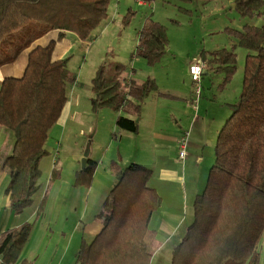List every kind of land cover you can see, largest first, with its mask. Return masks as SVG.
<instances>
[{
	"label": "trees",
	"instance_id": "1",
	"mask_svg": "<svg viewBox=\"0 0 264 264\" xmlns=\"http://www.w3.org/2000/svg\"><path fill=\"white\" fill-rule=\"evenodd\" d=\"M109 1L0 0V66L13 62L49 31L57 32L56 40L64 32L88 39L106 17ZM231 2L240 16L263 11L264 0ZM225 29L235 40L230 47L208 55L201 52L199 57L222 74L218 86L223 87L235 70L234 48H244L240 92L228 104L229 114L217 131L204 186L193 198L191 221L170 250V264H257V244L264 230V23ZM166 42L165 26L146 16L136 33L133 55L153 65L164 54ZM54 43L30 48L22 74L4 77L0 84V128L10 131L13 139L2 161L11 166L5 194L13 213L28 206L41 188L39 160L47 153L48 132L75 80L66 57L52 59ZM125 71L120 62H101L90 79L89 102L93 110L105 107L132 115L116 113L114 122L118 129L134 133L144 98L162 93L153 78L127 80ZM94 166L87 159L84 168L74 172L72 185L88 187ZM109 168L115 181L94 214L100 229L89 242L80 241L74 264H152L154 237L148 222L159 197L148 185L151 171L133 162L120 166L112 161ZM55 176L57 170L52 169L51 179ZM30 231L31 223L23 222L0 233V264L18 261Z\"/></svg>",
	"mask_w": 264,
	"mask_h": 264
},
{
	"label": "rangeland",
	"instance_id": "2",
	"mask_svg": "<svg viewBox=\"0 0 264 264\" xmlns=\"http://www.w3.org/2000/svg\"><path fill=\"white\" fill-rule=\"evenodd\" d=\"M128 10L131 12L128 13ZM262 10L259 15L240 16L231 0H196L192 2L154 0L141 4H138L136 0L109 1L106 17L92 29L90 37L84 41L76 42L74 48L64 56L67 58V69L75 75L74 82L68 86L67 99L70 96L75 99L81 98L85 106L83 105L73 113L60 135L54 136L60 130V128L54 127L55 133L50 134L45 142V145H50L49 142L53 141L55 145L51 148V156L50 152H47L41 158L40 175L37 182L42 186L32 196L31 203L33 204L30 205V203L28 207L32 208L34 202L40 200L43 203L42 211L45 212L43 213L40 209L27 221L31 223V231L32 228H35L30 242L38 249L39 258L44 259L43 264H74V255L78 251L81 238L86 242L90 241L88 234L81 233L80 227L75 232L71 230V225L75 220L73 211H70L63 222L61 220L55 222L56 204L51 201L57 190L70 187L74 172L80 170V159L85 148L88 149L87 159L97 163V166L93 167L90 185L88 187L77 186L79 189L87 188V206L89 208L94 205L98 207L104 195L113 186L115 178L110 173L109 167L112 161L117 162L118 152H123L125 156L134 154L138 161H140L139 159L141 162L144 161L139 152L136 154V149L148 144V138L145 137L146 133L143 129L146 118L142 125L143 131L139 136L117 147L116 140L119 129L114 122L117 112L105 107L97 110L90 107V79L97 66L103 61H117L125 65L126 71L123 79H126L128 73L129 77L137 82L144 80L147 76H152L158 90L167 88L172 89L171 91H178L177 89H180L189 91L190 94L193 91V83L188 74L189 64L201 52L208 55L213 49L229 48L230 43L235 40L226 31V27L240 29L244 24L258 26L264 23V6ZM146 16H150L165 26L167 39L164 54L153 65H147L142 57L133 55L136 33ZM234 52L235 70L223 87L218 86L220 76L218 73L208 71L206 75L200 76L198 82L200 96L199 94L198 96L201 97V100H209L212 95L215 97L214 101L221 103L237 98L240 92L241 71L246 50L236 46ZM20 60L19 63L23 62L22 57ZM200 61L206 64L202 59ZM191 94L194 95V92ZM85 97L88 98L85 100ZM170 105L171 103L168 102L165 106L169 107ZM0 130V151L1 154H4L6 146L8 143L12 145L13 139L10 131ZM128 134L131 138L130 133ZM134 141L138 142L137 147H135ZM204 156H207L210 162L207 164L208 166L206 164L201 166L203 185L213 160V148H209V150L208 147L205 148ZM44 162H47L46 166H44ZM132 162L135 163L131 161L127 164ZM7 169H11L9 163L5 164V171ZM52 169L57 170L58 180L56 176L51 179ZM7 180L8 176L5 178L6 182ZM40 193L42 194L41 198H39ZM51 195L52 199L50 200ZM79 205L82 206V204ZM189 212L190 222L192 208ZM86 219L89 220L90 216ZM46 225L51 228V231L47 229V235L44 237L42 231ZM59 228H61V232L58 233ZM154 248L156 246L153 244L151 263L170 264L172 246L171 248L169 245L163 246L156 255ZM47 249L48 254L45 251ZM257 251V264H264V230L259 237Z\"/></svg>",
	"mask_w": 264,
	"mask_h": 264
},
{
	"label": "crops",
	"instance_id": "3",
	"mask_svg": "<svg viewBox=\"0 0 264 264\" xmlns=\"http://www.w3.org/2000/svg\"><path fill=\"white\" fill-rule=\"evenodd\" d=\"M137 3L141 4L142 2L137 1ZM56 38L57 32L49 31L35 40L29 48L20 52L13 62L1 65L0 84L4 77H18L22 74L25 66L26 54L33 46H44L49 41L55 40L52 50V59H58L63 58L69 50L74 48L75 43L79 41V39L70 32H64L62 38L59 40H56ZM62 43L64 44L62 45ZM21 57L23 62L19 63ZM197 59L201 60L199 55L195 60ZM208 71L212 70L207 66V68L201 72V76L206 75ZM218 74H220V83L222 74ZM128 79H131L129 73L127 76V80ZM171 90L172 89L167 88L162 90L157 89V91L162 94H157L155 92L149 93L141 103L140 114L136 119L137 131L133 133L119 129L118 139L116 140L117 147H120L127 141L136 139L143 129H145V137L148 138V144L147 146H140L139 149H136V154L139 152L144 158V161L141 162V159L138 161L134 154H128L125 156L123 152H118L119 158L117 159V163L120 166H124L128 162L134 161L135 163L144 165L151 171L148 185L154 189L159 197V204L152 212L148 222V227L153 232V244L156 246V248H154L155 252L153 251L155 255L163 246L169 245L170 248L171 246L173 247L183 236L185 229L189 224V211L190 208H192L193 198L204 186L201 177V166L204 164L208 166L207 164L210 162L207 156H204V150L207 147L208 150L209 148H213L217 131L229 114L228 104L235 101L234 99L233 101H223V103H221L220 101H214L215 97L213 95L209 100H201V97H199L200 94L197 99H195L194 95L191 94L193 91L189 94V91L186 90ZM87 98L85 97V100ZM168 102H170L171 105L166 107L165 105ZM83 105L85 106V103L81 98L75 99L70 96L62 107L56 122L49 130L47 138H49L50 134L53 135V133H55L54 127L60 128L54 136L56 134L60 135L64 127L67 125V122L70 121L73 113L78 111ZM117 114L133 118L132 115L122 111H119ZM145 118V126L142 129ZM185 121L188 122L186 123ZM182 131L188 132V140L186 147L187 154L183 160H180L177 157L176 140ZM128 133H130L131 138ZM134 142L135 147H137L138 142ZM49 143L50 145L46 144L45 148L48 153L50 152L49 155L51 156V148L55 143H53V141ZM10 147L11 145L8 143L6 146V153L4 152L5 155L1 154L0 151V163H2L0 167V233L6 229L15 228L21 223L29 221L38 210V207H40L42 211L43 206V203L40 202V200H37L34 202L32 208L28 207L33 203L25 207L20 213H13L10 210L7 196L5 194V187L9 180L10 171L9 169L5 171V164L1 162L3 161V157L9 153ZM40 163L41 159L39 160V168ZM46 163L47 162H44V166H46ZM95 166H97L96 161ZM7 176L8 180L6 182L5 178ZM56 178L58 180V176H56ZM72 181L70 187L64 188L63 190H57L53 196V200H51V195L50 200L52 203L56 204L55 210L57 215L54 220L55 222L57 220L63 222L66 219V216L69 215L70 211H73L75 214V220L71 225V230L75 232V230L80 227L81 233L84 235L88 234V237L91 240L100 229V223L94 218V214L97 212V208L100 204L98 207H95L94 205L89 208L87 206V188L79 189L77 186L75 187L72 185ZM41 196L42 194L40 193L39 198H41ZM74 203L75 205H73ZM79 204H82V206ZM42 212L44 213L45 211L43 210ZM89 216L90 219L87 220L86 218ZM32 229L30 237H28V240L20 251L18 261L26 260L34 264H43L44 259L39 258L38 249L30 242L35 228ZM47 229L51 231V228L46 225L45 229L42 231L44 237L47 235ZM57 232H61V228H59ZM81 240L84 239L81 238ZM84 241L86 242V240ZM45 251L48 254V249ZM18 261L16 264H18Z\"/></svg>",
	"mask_w": 264,
	"mask_h": 264
},
{
	"label": "built area",
	"instance_id": "4",
	"mask_svg": "<svg viewBox=\"0 0 264 264\" xmlns=\"http://www.w3.org/2000/svg\"><path fill=\"white\" fill-rule=\"evenodd\" d=\"M205 63L200 60H195L188 66V74L190 77L191 82L193 83V92H194V98L197 99V96L199 94V79L201 76V72L205 69ZM187 137L188 132L182 131L180 132L177 140H176V147H177V157L180 160H183L186 156V147H187Z\"/></svg>",
	"mask_w": 264,
	"mask_h": 264
},
{
	"label": "water",
	"instance_id": "5",
	"mask_svg": "<svg viewBox=\"0 0 264 264\" xmlns=\"http://www.w3.org/2000/svg\"><path fill=\"white\" fill-rule=\"evenodd\" d=\"M87 155H88V149L85 148V150L82 153V157L80 159V169L84 168V166L87 163Z\"/></svg>",
	"mask_w": 264,
	"mask_h": 264
}]
</instances>
